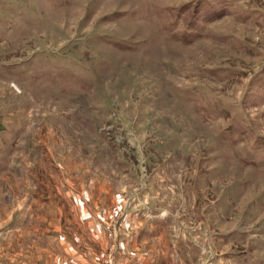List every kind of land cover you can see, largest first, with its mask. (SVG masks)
<instances>
[{"label":"rangeland","instance_id":"obj_1","mask_svg":"<svg viewBox=\"0 0 264 264\" xmlns=\"http://www.w3.org/2000/svg\"><path fill=\"white\" fill-rule=\"evenodd\" d=\"M0 125V264L88 205L97 264H264V0H0Z\"/></svg>","mask_w":264,"mask_h":264},{"label":"crops","instance_id":"obj_2","mask_svg":"<svg viewBox=\"0 0 264 264\" xmlns=\"http://www.w3.org/2000/svg\"><path fill=\"white\" fill-rule=\"evenodd\" d=\"M74 206L81 209L82 203L74 201ZM88 209L82 216L80 212L81 217L68 219L67 228L63 224L52 226V218L46 217L45 235H37L31 241L26 236L16 239L14 264H97L102 255L97 252L105 246L104 224L98 222L89 205ZM25 247L31 250L23 253ZM117 250L116 264H156L152 262V252L142 248L118 243Z\"/></svg>","mask_w":264,"mask_h":264},{"label":"built area","instance_id":"obj_3","mask_svg":"<svg viewBox=\"0 0 264 264\" xmlns=\"http://www.w3.org/2000/svg\"><path fill=\"white\" fill-rule=\"evenodd\" d=\"M111 235L113 234V231L110 232ZM118 247V243L116 241H112L109 250L103 257L101 264H114V250H116Z\"/></svg>","mask_w":264,"mask_h":264},{"label":"trees","instance_id":"obj_4","mask_svg":"<svg viewBox=\"0 0 264 264\" xmlns=\"http://www.w3.org/2000/svg\"><path fill=\"white\" fill-rule=\"evenodd\" d=\"M2 129V126L0 125V130Z\"/></svg>","mask_w":264,"mask_h":264}]
</instances>
